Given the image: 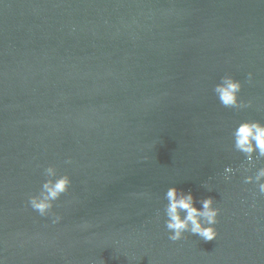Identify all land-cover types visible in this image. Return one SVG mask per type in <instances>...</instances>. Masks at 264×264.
I'll list each match as a JSON object with an SVG mask.
<instances>
[{"label":"water","instance_id":"water-1","mask_svg":"<svg viewBox=\"0 0 264 264\" xmlns=\"http://www.w3.org/2000/svg\"><path fill=\"white\" fill-rule=\"evenodd\" d=\"M225 75L250 107L221 105ZM246 120L264 123V0H0V259L264 264ZM49 166L71 179L55 224L29 204ZM171 186L214 199L217 238L168 239Z\"/></svg>","mask_w":264,"mask_h":264},{"label":"clouds","instance_id":"clouds-1","mask_svg":"<svg viewBox=\"0 0 264 264\" xmlns=\"http://www.w3.org/2000/svg\"><path fill=\"white\" fill-rule=\"evenodd\" d=\"M251 81V73L248 74ZM242 84L239 80L231 75H225L221 78L214 92L222 106L226 108L242 109L251 106V101L245 103L240 100L239 93ZM234 147L242 152L247 161L251 164L256 155V159L264 158V123L254 120H246L240 122L233 130ZM70 163V161H68ZM230 167L225 168V172H232ZM44 175L47 179L43 182L38 194L29 197L31 208L38 212L41 216L54 217L52 223L60 221L61 217L51 210L54 202L57 201L62 194L66 193L71 184L68 175L57 176L56 168L49 166L44 169ZM226 179L230 177L226 176ZM257 182L259 193L264 195V167L259 168L255 176L245 177V183ZM204 186V185H203ZM167 204L165 205V226L168 230V239L176 242L184 238V234L191 233L198 235L205 241H211L218 236L215 228L217 217L220 209L215 207V201L212 197H207L199 201L202 207H197V201L193 194L184 192L175 186H171L165 193ZM87 227V225H84ZM0 264H4L0 259Z\"/></svg>","mask_w":264,"mask_h":264}]
</instances>
